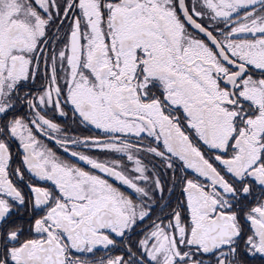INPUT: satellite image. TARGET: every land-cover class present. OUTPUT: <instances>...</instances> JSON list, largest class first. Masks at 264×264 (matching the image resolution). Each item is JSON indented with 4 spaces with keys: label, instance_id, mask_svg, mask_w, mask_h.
<instances>
[{
    "label": "snow or ice",
    "instance_id": "1",
    "mask_svg": "<svg viewBox=\"0 0 264 264\" xmlns=\"http://www.w3.org/2000/svg\"><path fill=\"white\" fill-rule=\"evenodd\" d=\"M0 264H264V0H0Z\"/></svg>",
    "mask_w": 264,
    "mask_h": 264
}]
</instances>
